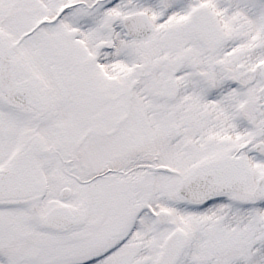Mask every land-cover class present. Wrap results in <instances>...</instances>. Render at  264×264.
<instances>
[{
    "label": "snow or ice",
    "instance_id": "snow-or-ice-1",
    "mask_svg": "<svg viewBox=\"0 0 264 264\" xmlns=\"http://www.w3.org/2000/svg\"><path fill=\"white\" fill-rule=\"evenodd\" d=\"M0 264H264V0H0Z\"/></svg>",
    "mask_w": 264,
    "mask_h": 264
}]
</instances>
